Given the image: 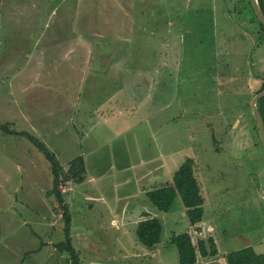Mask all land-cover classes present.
<instances>
[{
	"label": "rangeland",
	"instance_id": "obj_1",
	"mask_svg": "<svg viewBox=\"0 0 264 264\" xmlns=\"http://www.w3.org/2000/svg\"><path fill=\"white\" fill-rule=\"evenodd\" d=\"M263 89L251 0H0V124L38 138L65 171L92 139L103 143L93 157L117 164L104 180L108 163L60 188L80 264H158L136 228L127 236L113 224V210L135 208L152 209L179 264V201L164 213L146 193L118 199L155 189L173 153L195 161L204 230L220 251L210 264L247 247L264 254V145L251 108ZM127 157L140 163L128 173ZM63 214L44 154L0 131V264H73L56 248L67 241Z\"/></svg>",
	"mask_w": 264,
	"mask_h": 264
},
{
	"label": "trees",
	"instance_id": "obj_2",
	"mask_svg": "<svg viewBox=\"0 0 264 264\" xmlns=\"http://www.w3.org/2000/svg\"><path fill=\"white\" fill-rule=\"evenodd\" d=\"M259 4L264 13V0H259ZM261 26V31L264 36V28ZM264 90V89H263ZM259 111L264 119V98L258 102ZM0 131L25 137L37 149L44 154L49 161L52 174L54 177V192L56 193L59 205L64 211L63 218L66 221L67 241L59 243L56 248L61 252L71 254L72 263L80 264L72 245L70 237L71 215L68 206L65 205L60 188L63 184L74 181L82 183L85 180L86 167L82 157L73 159L69 163L68 170L65 171L57 156L51 152L43 142L28 132H16L9 129L6 124H0ZM152 204L162 212H169L174 206L175 201L180 198L182 205L186 209V215L191 225L196 226L195 232L204 236V226L201 225L204 219L205 201L201 194L200 185L195 175V161L192 158H187L173 176V183L148 193ZM163 227L159 219L152 218L142 221L138 224L136 235L138 241L146 248L153 249L162 240ZM171 244L174 245L179 253V264H198V256L215 257L218 255V247L213 237L207 239L194 240L192 232L185 231L171 239ZM226 264H264V254H257L251 247H247L238 251H233L225 256Z\"/></svg>",
	"mask_w": 264,
	"mask_h": 264
},
{
	"label": "crops",
	"instance_id": "obj_3",
	"mask_svg": "<svg viewBox=\"0 0 264 264\" xmlns=\"http://www.w3.org/2000/svg\"><path fill=\"white\" fill-rule=\"evenodd\" d=\"M140 107H142V105H140L139 107H138V109L140 108ZM126 114H129L128 112H126V113H124V115H126ZM132 116H135V114H132ZM104 120V119H103ZM104 121H106V120H104ZM131 127H135L134 125H128L127 126V128L129 129V128H131ZM109 129H115V128H109ZM102 133L104 134V132L102 131ZM94 141V139H92V141L90 140V141H88V147H89V153H87V154H89V156L87 157V154H84V155H82V156H79V157H82L83 159H84V162H85V167H86V175H85V180H84V182H87L88 180H87V176H88V169H89V172L91 173V171H95V169H94V167L95 166H100V165H107V163H108V165L110 166L109 168H107V170H105L104 172H102V173H100L99 175H96V176H99L98 178H97V181H101V180H104V179H106V176H110V175H112L113 174V171H117V164L115 163V162H108L107 160L109 159L108 158V156H106V155H104V154H102V157H101V159L100 160H96L95 159V157H93V153L95 152V151H97V149H98V147L100 146V145H102L103 143H99V144H96V143H94L93 142ZM110 155H111V158H113L114 159V156H113V154H112V152H110ZM178 154H176V153H173V154H169V155H167V156H164L163 158H164V162L162 163V167H164V169H165V173H166V179L162 182V183H160V184H156V185H151V186H157L155 189H152V190H147L146 188H141V190H140V188H137L136 189V191H134V192H132V193H127V197L125 196V197H123V196H120L118 199L119 200H129L130 199V197H132V196H135L136 198L138 197V195L140 194V192H142V193H146V195H147V197L149 198V196H148V193L150 192V191H154V190H156V189H160V188H163V187H166V186H170L172 183H173V176H174V174H175V172L179 169V167L182 165V163L187 159V158H191L189 155H184V156H177ZM78 158V157H77ZM93 158V159H92ZM181 158H183L184 160L183 161H180V159ZM193 159V158H192ZM123 162V166L121 167V170L122 171H125V172H131L132 170H134L137 166H138V164H140V163H137V162H133L132 160H131V157H127V160H123L122 161ZM145 163V162H144ZM88 165H93V166H90L89 168H88ZM160 174H161V176L163 177V172H159ZM116 176L118 175V174H115ZM169 177H170V179H169ZM91 180L93 181V183L96 181L95 180V177L94 176H91ZM83 182V183H84ZM126 182H127V185H129L130 184V181H129V178H126ZM199 182V181H198ZM83 183H81V184H77L78 186H81ZM116 184L117 185H119V183H118V181L116 182ZM200 185V184H199ZM202 194V193H201ZM90 196V195H89ZM203 196V195H202ZM91 198H92V196H90ZM203 198H204V196H203ZM115 197L113 196L112 198H111V200H114L115 201ZM104 200V199H103ZM206 199L204 198V201H205ZM177 201H179V203H180V205H181V208L179 209L180 210V215H181V218H183V221H184V225H185V228H188V230L190 231V232H192V235H193V237H194V240H199V239H207L208 237H212L210 234L208 235L206 232H205V235L204 236H202V235H199V234H197L196 232H195V228H196V226H193V225H191V223H190V226L188 227L187 226V224H186V222H187V215H186V209L184 208V206L182 205V202H181V200H180V198H178L176 201H175V203L177 202ZM150 202H151V200H150ZM152 203V202H151ZM206 204V203H205ZM153 205V204H152ZM154 206V205H153ZM205 206V205H204ZM155 207V206H154ZM173 209H175V208H171V210L169 211V212H171ZM125 212H126V216H127V218H124L123 216L125 215ZM162 212V211H161ZM169 212H164V213H169ZM119 214H120V211H114L113 210V215H114V218H113V224H115L114 223V221H117L120 225H118V226H120V227H122V228H124L125 229V234H127V236L129 235V227L131 226V227H134V229L136 228L137 229V227H138V224L140 223V222H142V221H145V220H147V219H152V218H156L155 216H154V214H153V211H152V209L150 208V209H148V210H144V211H141L140 209H138V208H135V209H123L122 210V212H121V216H119ZM165 219H166V221L168 220V218L167 217H165ZM189 220V219H188ZM206 223V220H203V222H202V224L201 225H203V224H205ZM137 226V227H136ZM162 227H163V225H162ZM187 230V231H188ZM136 231V230H135ZM186 231V230H185ZM184 231V232H185ZM206 231V230H205ZM183 233V232H182ZM175 234V233H174ZM174 234H172V235H174ZM179 234H181V233H178V234H175L174 236H176V235H179ZM173 236V237H174ZM172 237V238H173ZM170 240H171V238H170ZM162 241V240H161ZM170 242V241H169ZM168 242V243H169ZM215 242H216V240H215ZM216 244H217V242H216ZM165 245V244H164ZM218 245V244H217ZM162 246H163V244H162V242L160 243V244H158L156 247H154L153 249H149L148 251L147 250H144V252H143V256H145V257H148L149 255H151V257H153V258H156V254L157 255H159L160 257H159V259H157V263L158 264H169V262H170V255L169 256H167V258H166V256H165V252H167L168 251V246H164L163 248H162ZM218 247V246H217ZM155 248H157V249H155ZM156 251H158L157 253H156ZM130 253V252H129ZM218 254H220V251H219V249H218ZM217 256H219V255H217ZM217 256H215V257H212V256H209V257H203V256H201V255H199L198 256V261H199V263L198 264H210V263H212L214 260H216V258H217ZM24 262H25V260L22 262V264H24ZM220 264H226V261H225V258H223V260H220V262H219Z\"/></svg>",
	"mask_w": 264,
	"mask_h": 264
},
{
	"label": "water",
	"instance_id": "obj_4",
	"mask_svg": "<svg viewBox=\"0 0 264 264\" xmlns=\"http://www.w3.org/2000/svg\"><path fill=\"white\" fill-rule=\"evenodd\" d=\"M251 2L254 8L256 17L258 18V21L262 24L264 28V13L259 4V0H251ZM262 98H264V90L260 91L258 94L255 95V97L253 98L251 102V108H252V114L258 125L260 139L262 141V144L264 145V119L258 108V102Z\"/></svg>",
	"mask_w": 264,
	"mask_h": 264
}]
</instances>
